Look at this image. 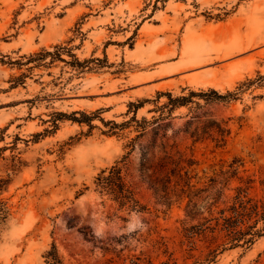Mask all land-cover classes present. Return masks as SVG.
<instances>
[{
    "label": "rangeland",
    "instance_id": "1",
    "mask_svg": "<svg viewBox=\"0 0 264 264\" xmlns=\"http://www.w3.org/2000/svg\"><path fill=\"white\" fill-rule=\"evenodd\" d=\"M263 178L264 0H0V264H255L193 231Z\"/></svg>",
    "mask_w": 264,
    "mask_h": 264
},
{
    "label": "trees",
    "instance_id": "2",
    "mask_svg": "<svg viewBox=\"0 0 264 264\" xmlns=\"http://www.w3.org/2000/svg\"><path fill=\"white\" fill-rule=\"evenodd\" d=\"M45 55H50V52L46 51L41 54V58ZM218 97L223 98L224 96L218 95ZM169 100L182 103L188 100V97L179 96ZM262 183L264 184V178ZM95 184L99 192L108 194L120 205H128L131 209L141 207L134 197L133 191L125 183L121 166L115 164L107 170H101L95 178ZM247 188L237 187L232 202L219 210V216L215 217L214 224L203 229L197 228V231H193V233H201L207 228L213 234L211 239H221L223 243H231V246L251 244L258 236L262 235L264 226L258 227V224L264 221V196L260 198L249 196ZM5 213V205L0 201V220L4 218ZM53 259L57 261L56 257ZM255 264H264V259Z\"/></svg>",
    "mask_w": 264,
    "mask_h": 264
}]
</instances>
